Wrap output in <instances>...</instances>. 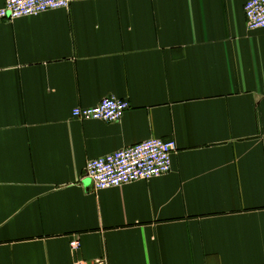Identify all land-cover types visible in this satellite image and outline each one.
Returning <instances> with one entry per match:
<instances>
[{
  "label": "crops",
  "instance_id": "crops-1",
  "mask_svg": "<svg viewBox=\"0 0 264 264\" xmlns=\"http://www.w3.org/2000/svg\"><path fill=\"white\" fill-rule=\"evenodd\" d=\"M70 1L0 18V264H264L248 0ZM111 96L117 121L72 115ZM149 138L177 142L169 173L94 188L89 160Z\"/></svg>",
  "mask_w": 264,
  "mask_h": 264
},
{
  "label": "built area",
  "instance_id": "built-area-1",
  "mask_svg": "<svg viewBox=\"0 0 264 264\" xmlns=\"http://www.w3.org/2000/svg\"><path fill=\"white\" fill-rule=\"evenodd\" d=\"M70 0H5L0 8V18L13 20L35 16L53 9L68 8ZM245 15L249 29L264 28V0H248ZM130 103L115 96L104 97L90 107L77 106L72 115L84 120L117 121L121 119ZM174 139L149 138L112 153L91 159L86 165V177L96 190L119 187L139 180H148L167 174L172 169V156L177 151ZM81 240L73 238V251L81 248ZM74 264H87L78 259ZM95 264H106L98 260Z\"/></svg>",
  "mask_w": 264,
  "mask_h": 264
}]
</instances>
